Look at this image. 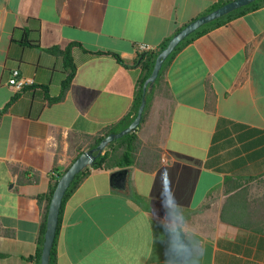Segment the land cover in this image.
<instances>
[{
    "label": "crops",
    "instance_id": "1",
    "mask_svg": "<svg viewBox=\"0 0 264 264\" xmlns=\"http://www.w3.org/2000/svg\"><path fill=\"white\" fill-rule=\"evenodd\" d=\"M216 1L0 0V264H36L47 205L38 196L54 170L133 116L145 74L138 46L157 50ZM69 47L77 67L62 93ZM15 70L34 83L15 89ZM149 91L134 162L91 167L67 196L55 264H164L165 175L199 233L200 264H264V222L222 218L236 183L264 199V6L197 36Z\"/></svg>",
    "mask_w": 264,
    "mask_h": 264
},
{
    "label": "trees",
    "instance_id": "2",
    "mask_svg": "<svg viewBox=\"0 0 264 264\" xmlns=\"http://www.w3.org/2000/svg\"><path fill=\"white\" fill-rule=\"evenodd\" d=\"M229 1H231V0H217L215 2V4L207 11V13L218 8V7H220V6H222L223 4H225ZM262 6H264V0H256V1L250 3L246 6L238 8L234 11L229 12L228 14H226L222 17H219V18H217V19H215L209 23L204 24L202 27H200L195 32H193L188 37H186L176 47V49L171 53V55L165 61L163 68L161 69L160 75L156 81H158L160 79V77L163 74L165 67L168 65V63L172 59V57L181 48H183L185 45H187L188 43L193 41L197 36L207 32L211 29H214L220 25H223V24L227 23L228 21H230L236 17L244 15L250 11L256 10ZM172 38H173V36L167 38L162 43V45L155 51L140 52V58H139L138 62L142 66V68L145 70V74L141 78L140 83H139V89H138L137 96H136L135 103H134V107H133V116H128L120 124H118L116 126H112L110 128H107L104 131V133L100 136L89 137L87 139L89 141L87 143L89 148L96 147L106 135H108L111 132H117V131L124 129L135 119V117L138 114V109H139L141 101H142L144 83L153 71V68H154L158 54L169 44V42L171 41ZM22 42L24 44L32 45V46L39 45V40H36V39L35 40L32 39L29 41L24 39ZM51 50L55 51V52L61 51L58 47L51 48ZM63 52L65 53V61H66L67 65L71 68L70 74L68 75V77L66 78V80L62 84V93H65L69 89V87L72 83V80H73L75 73H76V67L77 66L74 62L70 47L67 48V50H64ZM92 53L93 54L113 53V54H115V56L120 61H123L121 56L117 53H114V52H106V51L99 50V51H95ZM150 94H151V91H148V94H147L148 103H147L146 109L148 108L149 103H150V96H151ZM136 132H137V128L134 131L126 134L122 138H119V139L111 142L107 146V148L103 152V154L97 158L94 165L88 166L82 172H80L76 176L75 180L72 182L70 188L68 189L67 194H66L65 199H64V202H65L67 196L69 195V193L80 183V181L85 176L88 175V173L91 170V167H93V168H104V167H112V166L126 167V166L131 165L135 160V153L138 151V147H139L138 136H137ZM117 144H118V146L121 145L120 148H117V146H116ZM82 152H83V150H81L79 152V155ZM65 171L58 172V170L55 169L54 170L55 173L52 176L49 192L46 194H42V195L38 196L40 203H42L43 199H47V205H46L45 212H44V220L42 223L41 232H40V235L38 237L37 253H36V255L30 257V259L34 260L36 264H41V257H42V251H43L44 240H45L46 225H47V217H48L49 206H50V203H51V200L53 197V193L56 189V186L58 184L60 177L62 176V174ZM232 180H233V178H231L229 181H227V184L230 183V181H232ZM241 187H242L241 184L236 183L235 185L231 186L228 189V191H235V190H237V191H236V193L230 195L227 198V201H226L224 208H223L222 218L224 221L239 225L241 227H243V226L244 227H259L264 222V211H263L264 203H261V202H264V199L263 200H261L260 198L250 199V197L247 194V189L241 188ZM62 209H63V207H62ZM59 229H60V223H59L58 233H59ZM58 233H57V235H58ZM55 256H56V241H55V244H54L53 250H52L51 264H55Z\"/></svg>",
    "mask_w": 264,
    "mask_h": 264
},
{
    "label": "water",
    "instance_id": "3",
    "mask_svg": "<svg viewBox=\"0 0 264 264\" xmlns=\"http://www.w3.org/2000/svg\"><path fill=\"white\" fill-rule=\"evenodd\" d=\"M254 1L256 0H231L223 4L222 6L192 20L186 26L181 28L173 36L169 44L158 54L153 71L144 83L142 101L135 119L124 129L117 132H111L106 135L96 147L89 148L83 151L60 177L49 206L41 264H51V255L53 246L57 238L64 199L72 182L75 180L76 176L80 172H82L86 167L94 165L97 158L103 154V152L106 150L107 146L111 142L122 138L126 134L138 128V126L143 120L146 106L148 103V91L150 87L155 84L165 61L168 59L171 53L186 37H188L190 34L202 27L204 24L209 23L219 17H222L231 11L246 6ZM125 174V169L118 170L117 172H115L114 183L116 185H120V182L125 179Z\"/></svg>",
    "mask_w": 264,
    "mask_h": 264
},
{
    "label": "clouds",
    "instance_id": "4",
    "mask_svg": "<svg viewBox=\"0 0 264 264\" xmlns=\"http://www.w3.org/2000/svg\"><path fill=\"white\" fill-rule=\"evenodd\" d=\"M160 199L167 209L162 218L164 222L160 225V242L165 245L164 264H200L203 244L197 229L189 224L182 206L175 198L170 175L161 177Z\"/></svg>",
    "mask_w": 264,
    "mask_h": 264
},
{
    "label": "built area",
    "instance_id": "5",
    "mask_svg": "<svg viewBox=\"0 0 264 264\" xmlns=\"http://www.w3.org/2000/svg\"><path fill=\"white\" fill-rule=\"evenodd\" d=\"M137 49L139 52L156 50L155 47L147 45V44H140ZM10 83L15 89L21 90L28 84H33L34 80L33 78L21 77L19 70H15L13 72V77L11 78Z\"/></svg>",
    "mask_w": 264,
    "mask_h": 264
},
{
    "label": "rangeland",
    "instance_id": "6",
    "mask_svg": "<svg viewBox=\"0 0 264 264\" xmlns=\"http://www.w3.org/2000/svg\"><path fill=\"white\" fill-rule=\"evenodd\" d=\"M88 142H89V141L86 139V140H85V143L87 144ZM116 146H117V148H120L121 145L118 146V144H117ZM259 191H260V188H259Z\"/></svg>",
    "mask_w": 264,
    "mask_h": 264
}]
</instances>
